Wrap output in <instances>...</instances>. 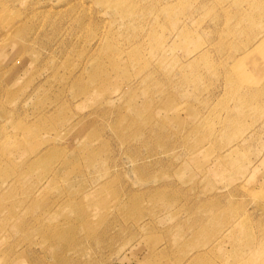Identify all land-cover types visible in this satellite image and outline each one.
I'll use <instances>...</instances> for the list:
<instances>
[{
	"label": "rangeland",
	"instance_id": "rangeland-1",
	"mask_svg": "<svg viewBox=\"0 0 264 264\" xmlns=\"http://www.w3.org/2000/svg\"><path fill=\"white\" fill-rule=\"evenodd\" d=\"M262 250L264 0H0V264Z\"/></svg>",
	"mask_w": 264,
	"mask_h": 264
},
{
	"label": "bare ground",
	"instance_id": "bare-ground-1",
	"mask_svg": "<svg viewBox=\"0 0 264 264\" xmlns=\"http://www.w3.org/2000/svg\"><path fill=\"white\" fill-rule=\"evenodd\" d=\"M262 251H264V250H262ZM262 253H263V255H264V252H262ZM263 257H264V256H263ZM254 258H255V259H256V258L259 259V258H261V257H260V255H259L258 257H254ZM255 259H254V260H255ZM251 260H252V259H251ZM262 260H263V259H262ZM263 263H264V262H263ZM263 263H262L261 261H259L257 264H263ZM255 264H256V263H255Z\"/></svg>",
	"mask_w": 264,
	"mask_h": 264
}]
</instances>
